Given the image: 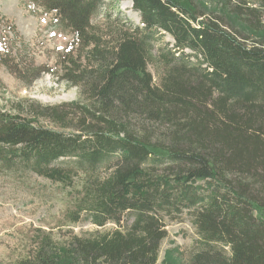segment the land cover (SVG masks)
<instances>
[{
  "label": "trees",
  "instance_id": "obj_1",
  "mask_svg": "<svg viewBox=\"0 0 264 264\" xmlns=\"http://www.w3.org/2000/svg\"><path fill=\"white\" fill-rule=\"evenodd\" d=\"M24 1L72 33L61 77L86 103L69 134L0 111V170L64 185L82 172L71 220L118 228L38 230L15 264H156L165 219L185 209L198 235L186 264H264V0H130L139 24L117 11L107 31L92 19L109 0Z\"/></svg>",
  "mask_w": 264,
  "mask_h": 264
},
{
  "label": "rangeland",
  "instance_id": "obj_2",
  "mask_svg": "<svg viewBox=\"0 0 264 264\" xmlns=\"http://www.w3.org/2000/svg\"><path fill=\"white\" fill-rule=\"evenodd\" d=\"M117 11L121 18L139 24L130 0H109V5L92 19L96 31L113 27ZM53 18V13L30 7L24 0H0V111L19 113L32 118L38 126L69 134L81 131L77 119L81 115L74 113L79 109L73 104L86 102L79 88L61 77L70 65L64 56L74 46L73 37ZM161 41L169 42L170 47L172 38L164 34ZM160 44L156 43L154 49ZM37 66L52 72L41 73L32 81ZM149 69L154 72L151 65ZM153 78L156 79L155 72ZM52 110L66 114L65 119L55 123L49 117ZM87 178L73 171L70 184L64 185L21 168L0 170V264H15L26 257L34 247L38 230L63 241L67 235L92 236L118 228L112 222L97 226L84 215L77 222L71 220L70 214L84 196ZM190 212L185 209L175 219H165L167 236L161 241L156 264H186L198 239Z\"/></svg>",
  "mask_w": 264,
  "mask_h": 264
}]
</instances>
